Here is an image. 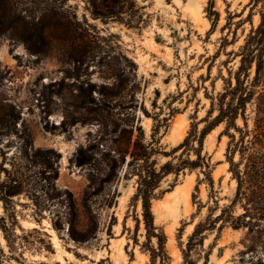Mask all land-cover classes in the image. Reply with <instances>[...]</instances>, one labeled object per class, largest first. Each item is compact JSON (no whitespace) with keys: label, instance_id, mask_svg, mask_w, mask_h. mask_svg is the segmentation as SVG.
<instances>
[{"label":"rangeland","instance_id":"rangeland-1","mask_svg":"<svg viewBox=\"0 0 264 264\" xmlns=\"http://www.w3.org/2000/svg\"><path fill=\"white\" fill-rule=\"evenodd\" d=\"M258 23L250 0H0V180L2 168L13 176L21 166L38 182L42 156L25 162L23 153L58 154L55 190L36 191V207L25 193L0 201V264H149L141 204L132 199L136 178L123 175L125 165L116 174L107 166L120 158L114 138L124 144L127 120L132 137L140 134L145 144L153 118H166L154 137L159 169L170 159L162 152L193 122L205 125L212 103L211 116L218 113L222 93L235 84L245 37ZM254 68L246 125L239 115L240 132L222 122L204 139L212 186L195 169L164 176L155 191L151 210L167 237L170 264H184L181 248L195 224L225 207L250 221L206 231L192 260L264 264V221L250 210L254 196L264 194V172L260 182L242 184L248 199L235 202L229 170V158L243 168L240 137L264 149V85H250ZM80 147L87 161L78 165Z\"/></svg>","mask_w":264,"mask_h":264},{"label":"trees","instance_id":"trees-1","mask_svg":"<svg viewBox=\"0 0 264 264\" xmlns=\"http://www.w3.org/2000/svg\"><path fill=\"white\" fill-rule=\"evenodd\" d=\"M108 1L115 5L118 2H122V0H104V2ZM250 7L251 10L258 9L259 23L256 27H252L245 37L244 44L239 52V65L234 74L235 84L232 86L230 82L222 93L218 103V113L214 117L211 116L213 112L212 103L207 117L201 120V122H205V125L199 129L198 122H193L186 136L177 146L172 148L170 152H162L165 156H169L170 159L164 162L159 169L156 168V160L152 159L154 154L159 153V146L155 142L154 137L162 126L166 127V118L163 117L161 120L153 118L154 125L151 133V141L145 144L142 143L144 137L140 136V134L135 138L132 137L134 127L132 124L126 125L127 120L121 126L122 131L125 132L124 144L121 143V138H114L116 144L114 152L120 158L119 160H111V163L107 164V166L116 174V171L119 168L122 169L125 165L126 168L123 171V175L125 177L131 176L136 178V191L132 199L136 202L139 200L141 204V217L147 241L145 248L149 252L150 257L149 264H170L171 260L166 250L167 237L162 227L154 223V216L151 210L152 200L156 198L155 191L159 187L160 181L168 174H174L177 178L186 171L199 169L205 174L208 183L212 186L213 183L210 177L211 161L210 157L204 152L205 137L213 128L222 122H226V130L233 128L240 132L241 128L236 124L239 115L242 117L244 125H246L244 115L246 104L252 102L254 98L253 91L247 87V80L250 76L252 65H255V68L250 85L253 87L264 85V0H250ZM100 16L101 14L96 17ZM210 117L212 118L210 119ZM120 120L124 121L121 118ZM258 122L263 125L264 118L259 117ZM139 131L142 133V130L139 129ZM229 136L234 140L232 134ZM230 146L227 147V153L230 151ZM238 146L240 150V163L243 162V168L239 169L238 165H234L233 159L229 158V170L237 181L235 202L241 198L247 197L248 199V194L241 190L242 184L247 180L252 181L254 179L260 182L263 179L262 172H264L263 146L257 149L252 145V141H245L243 136L238 140ZM178 151L181 152L176 155ZM126 154H129V159H126ZM191 154L193 158H191ZM36 155L42 156L41 163L44 165L43 170L45 171L41 177L42 179L36 182V173L33 175L27 174L25 171H21V166H19L16 174L13 176H10L8 170L2 168V171L5 173V178L0 180V201L5 202L13 195L25 193L32 196V201L36 207V191L44 188L55 190L53 179L56 177L57 170L54 163L56 162L58 154L53 149L39 148L34 149L31 156L26 151L23 153L25 162L33 159L36 160ZM75 159L78 165L87 161L84 157L82 147L77 150ZM48 170L51 172L46 173ZM65 192L68 196L67 207L72 209V196L69 192ZM251 201L256 206L250 210L255 212L258 216L257 218L264 221V194H256L254 200ZM56 217L57 219L54 222L55 226L61 220L60 216L56 215ZM250 219L246 221H250ZM246 221L238 219V217L230 213L228 207H225L218 214L208 216L204 221L197 222L188 237L185 248H181L184 264H196L191 256L194 252L200 254L199 250L203 245L204 233L206 231L214 229L218 223L220 224L219 227L230 224L233 228H239L246 226ZM207 262L208 257L205 256L202 264H207Z\"/></svg>","mask_w":264,"mask_h":264}]
</instances>
